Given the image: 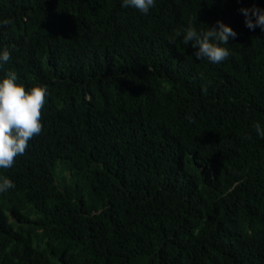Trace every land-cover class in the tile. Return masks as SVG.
Segmentation results:
<instances>
[{"label": "trees", "instance_id": "trees-1", "mask_svg": "<svg viewBox=\"0 0 264 264\" xmlns=\"http://www.w3.org/2000/svg\"><path fill=\"white\" fill-rule=\"evenodd\" d=\"M253 6L0 0V81L48 89L42 132L0 169L16 185L0 193V264H264V30L240 11ZM217 21L238 35L213 64L183 36Z\"/></svg>", "mask_w": 264, "mask_h": 264}, {"label": "clouds", "instance_id": "clouds-1", "mask_svg": "<svg viewBox=\"0 0 264 264\" xmlns=\"http://www.w3.org/2000/svg\"><path fill=\"white\" fill-rule=\"evenodd\" d=\"M156 0H122V6L131 7L143 14H148L155 6ZM245 16V25L250 30L260 27L264 30V9L253 6L240 10ZM10 18L0 21V27L12 24ZM209 30L198 32L191 25L185 30L183 43L197 49L194 55L197 59L206 58L213 64L221 63L230 56L229 49L223 45L229 44V38H236L237 32L222 21ZM177 36L180 32L177 31ZM174 42V41H173ZM11 59V52L5 48L0 52V67ZM15 71H8L0 81V169L12 168L18 157L23 156L29 142L43 130L42 110L47 101V85H36L26 88L17 83ZM191 119V118H189ZM256 133L264 138V127L257 122L253 125ZM16 185L7 176H0V193L14 189Z\"/></svg>", "mask_w": 264, "mask_h": 264}]
</instances>
